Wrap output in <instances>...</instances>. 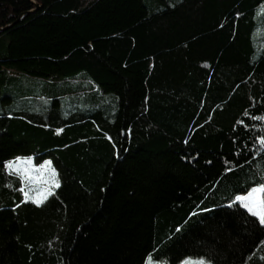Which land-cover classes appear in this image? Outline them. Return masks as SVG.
Listing matches in <instances>:
<instances>
[{
  "label": "trees",
  "instance_id": "obj_1",
  "mask_svg": "<svg viewBox=\"0 0 264 264\" xmlns=\"http://www.w3.org/2000/svg\"><path fill=\"white\" fill-rule=\"evenodd\" d=\"M33 1L0 0V264H264V0Z\"/></svg>",
  "mask_w": 264,
  "mask_h": 264
},
{
  "label": "snow or ice",
  "instance_id": "obj_2",
  "mask_svg": "<svg viewBox=\"0 0 264 264\" xmlns=\"http://www.w3.org/2000/svg\"><path fill=\"white\" fill-rule=\"evenodd\" d=\"M61 131V130H57ZM261 145H264V137H260ZM30 163V158L25 157H15L13 160H9L5 162V167L10 172H16L23 180L32 181L36 183L35 177L31 176L30 170L23 167L24 163ZM50 161H45L44 165H41V168L50 165ZM52 174V179L45 180L42 183L46 184L47 187L40 190V188H29L28 191H25L23 188L21 191L24 193V196L28 200H35V203L40 204L44 199L47 198L49 194H51L53 187H59V182L54 179L56 173L55 169H49ZM30 192H34L35 195H29ZM236 200L241 202L243 207L252 215L256 216L261 225H264V184H260L257 187H253L250 191L247 192L246 195H238L236 196ZM184 264H206L203 259L200 260H192L191 258L187 259Z\"/></svg>",
  "mask_w": 264,
  "mask_h": 264
},
{
  "label": "rangeland",
  "instance_id": "obj_3",
  "mask_svg": "<svg viewBox=\"0 0 264 264\" xmlns=\"http://www.w3.org/2000/svg\"><path fill=\"white\" fill-rule=\"evenodd\" d=\"M25 158H30V163L25 162L24 165H23V167H25V168H27V169L30 170L31 176H32V177H35V181H36V183H33V182L30 181V180H29V181H25V180H23V181H24V184H25V191H28L29 188H33V189H35V188H40V190L43 191V189H44L45 187H47V185H46V184H43L42 182L45 181V180H50V179H52V174H51V172L49 171L50 168L53 169V168H52V163H51L50 165H48V166H45L44 168H41V167H40L41 165H36V163H35V158H34L33 156H29V157H25ZM47 161H48V160H47ZM44 164H45V163H43L42 165H44ZM55 173H56V171H55ZM54 179L57 180V181L59 182V185H60V180H59V178H58L57 173H56ZM56 188H57V187H53V188H52L51 194L54 192V190H55ZM51 194H49V195L47 196L46 199H48V197H49ZM29 195H35V193H34V192H30ZM46 199H44L43 202H44ZM27 200H28V199H27ZM29 201H33V202H35V200H29ZM43 202H42V203H43ZM205 262H206V264H211V263H209V262H207V261H205ZM158 264H166V263H165L163 260H159V261H158Z\"/></svg>",
  "mask_w": 264,
  "mask_h": 264
},
{
  "label": "water",
  "instance_id": "obj_4",
  "mask_svg": "<svg viewBox=\"0 0 264 264\" xmlns=\"http://www.w3.org/2000/svg\"><path fill=\"white\" fill-rule=\"evenodd\" d=\"M33 2H35V1H33ZM35 3H36V9L32 10L31 12L36 11L41 6L39 3H37V2H35ZM13 25L14 24H10V25L4 26V27H0V34L3 33V32H5L6 30H8Z\"/></svg>",
  "mask_w": 264,
  "mask_h": 264
}]
</instances>
